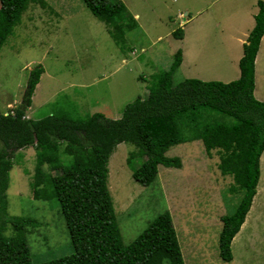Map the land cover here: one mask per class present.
<instances>
[{
    "label": "rangeland",
    "instance_id": "1",
    "mask_svg": "<svg viewBox=\"0 0 264 264\" xmlns=\"http://www.w3.org/2000/svg\"><path fill=\"white\" fill-rule=\"evenodd\" d=\"M106 1L115 0L99 3ZM120 1L136 20V25L125 31L123 41L117 39V44H123L122 49L114 44L116 40L111 35L115 32L110 35L82 0H44L43 7L29 3L0 46V112L7 113L21 101L28 71L39 64L43 71L24 111L25 117L38 119L64 109L72 117L100 112L107 118H118L125 104L146 95L149 75L168 67L173 53L181 47L180 41L189 64L185 61L177 67L174 81H218L215 69L219 68L217 73L224 69L215 55L224 61L230 58L220 47H225L226 41L213 28L229 31V26L238 27L241 37L248 25L247 15L256 6V0ZM182 24L186 25V38L176 39L171 31ZM199 56L204 66L196 61ZM192 63L198 65L193 67ZM256 68V76H264L261 65ZM216 120L226 123L230 118L205 111L198 121ZM181 130L187 138L167 147L165 152L179 158V167L158 165L155 178L146 186L130 175L132 162L137 165L130 156L132 145L118 143L109 155L106 186L122 243L128 244L166 210L176 234L173 248L179 254V263H175V249L171 248L157 252L143 264H264V150L260 153L262 161L260 155L258 160L256 194L230 242L231 259L223 261L217 247L220 217L234 210L241 194L229 190L231 176L219 174L218 151L206 152L200 139L193 136L190 124L181 125ZM17 154L19 158L9 170L5 192L7 212L31 217L38 224L26 225L16 234L26 239L33 261L70 253L72 248L55 200L32 197L34 149L28 146ZM42 167L48 170L45 165ZM4 234L14 236L10 229Z\"/></svg>",
    "mask_w": 264,
    "mask_h": 264
},
{
    "label": "trees",
    "instance_id": "2",
    "mask_svg": "<svg viewBox=\"0 0 264 264\" xmlns=\"http://www.w3.org/2000/svg\"><path fill=\"white\" fill-rule=\"evenodd\" d=\"M82 1L109 34L115 32L110 35L122 49L117 39L123 41L125 31L136 25L124 4L120 0ZM29 3L45 5L44 0H0V46ZM256 6L254 25L241 45L237 79L223 83L182 78L175 82L173 74L181 61L177 48L166 69L149 75L146 95L125 104L115 119L100 112L72 117L64 109L38 119L25 117L43 70L37 64L28 71L21 101L6 114L0 112V264H143L157 252H168L176 244V234L166 210L128 244L122 243L106 186V164L118 143L130 144L134 148L130 156L137 161L136 166L132 162L130 175L138 184L148 185L158 165L179 167V158L165 152L187 138L182 134L183 124L191 125L206 152L218 151L219 174L231 176L229 190L241 194L234 210L220 217L218 256L223 261L231 259L230 241L255 194L258 160L264 149V102L252 96L253 60L264 31V1L256 0ZM171 35L180 39L182 29L175 28ZM205 111L230 120L198 121ZM28 146L34 149L32 197L55 200L72 248L68 254L45 261H33L26 239L16 234L38 222L7 212L9 170L19 158L17 151ZM7 229L14 236L4 234ZM174 252L175 263H179V254Z\"/></svg>",
    "mask_w": 264,
    "mask_h": 264
},
{
    "label": "crops",
    "instance_id": "3",
    "mask_svg": "<svg viewBox=\"0 0 264 264\" xmlns=\"http://www.w3.org/2000/svg\"><path fill=\"white\" fill-rule=\"evenodd\" d=\"M255 5L256 4H254V6ZM256 12H257V6H255V11H253L252 13L247 15L246 21H248V25H246L247 28L243 31L241 37L238 36V31H240V28H238V27L229 26L228 27L229 31H225L224 29H222V27H217V26H216L215 29L213 28V32H215L217 36L223 37V39L226 41V43H227L226 46L222 47L220 45V47L223 49V52L226 55H229V58H230L229 60L224 61V59H222L220 56L215 55L214 59H216L217 61H220L219 62L220 67L223 68L224 70L221 71V73L220 72L217 73L219 68L215 69L214 74H216L215 76H217L218 79L215 76L213 78L217 79L218 81L220 80L219 78H223V80H226L224 82H227L229 80H235V79H237L239 77L238 60H239V58L242 55L241 44L244 41V39L246 38L249 30L254 25L253 15ZM199 14H197V15H199ZM182 20H185V18L182 17ZM193 25H195V24H193ZM181 27H182L183 32H184L182 37H181V40H182V38L184 40L186 38V36H184L186 34V31H185L186 25L182 24ZM263 41H264V31H263V34L260 37V40H259V43H258V47H257V51L255 53L254 60H253V88H252V96H253V98L255 100L261 101V102H264V76H262L261 78H258L256 76V71H258L256 66L257 65L258 66L261 65V69H264V60H262V59H264V47L262 46ZM178 47H180V49H182V51H181V61H180L179 65H178V69H179V67L182 66L183 63L186 61L185 60L186 49L184 47V44L181 45V41H180V45ZM200 60H201V57L200 56L197 57L196 61L199 62V64L204 66L205 63L204 62L200 63ZM186 63H187V61H186ZM187 64H189V63H187ZM192 65H193V67H196L198 65V63H192L191 66ZM201 74L202 75H206L205 72H202ZM262 159H263V156L260 154V162L262 161Z\"/></svg>",
    "mask_w": 264,
    "mask_h": 264
},
{
    "label": "clouds",
    "instance_id": "4",
    "mask_svg": "<svg viewBox=\"0 0 264 264\" xmlns=\"http://www.w3.org/2000/svg\"><path fill=\"white\" fill-rule=\"evenodd\" d=\"M129 13H130V12H129ZM130 14H131V13H130ZM131 16L133 17V16H134V13L131 14ZM134 17H135V16H134ZM133 19H134V18H133ZM134 20H135V19H134ZM135 21H136V20H135ZM102 23H103V22H102ZM179 28L182 29L181 27H179ZM249 31H250V30H249ZM182 35H183V30H182ZM176 39H177V38H176ZM180 39H181V38H180ZM242 43H243V42H242ZM241 45H242V44H241ZM137 77H138V79H139V76H137ZM141 77H143V76H141ZM34 88H35V87H34ZM139 97H140V96H139ZM5 114H6V113H5ZM258 170H259V164H258ZM258 177H259V176H258ZM255 193H256V191H255ZM254 195H255V194H254ZM254 195H253V196H254ZM251 200H252V199H251ZM243 220H244V219H243ZM241 224H242V223H241ZM237 232H238V230L236 231V233H237ZM236 233H235V234H236ZM235 234H234V235H235ZM234 235H233V236H234ZM232 238H233V237H232ZM232 238H231V240H232ZM230 242H231V241H230ZM230 250H231V248H230Z\"/></svg>",
    "mask_w": 264,
    "mask_h": 264
}]
</instances>
